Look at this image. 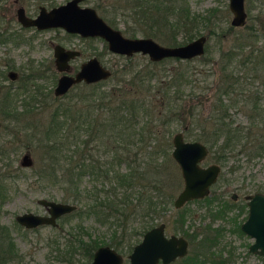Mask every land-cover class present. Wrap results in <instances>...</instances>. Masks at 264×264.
Returning a JSON list of instances; mask_svg holds the SVG:
<instances>
[{
    "label": "rangeland",
    "instance_id": "1",
    "mask_svg": "<svg viewBox=\"0 0 264 264\" xmlns=\"http://www.w3.org/2000/svg\"><path fill=\"white\" fill-rule=\"evenodd\" d=\"M65 1L54 0L53 5ZM97 2L98 4L102 3L98 11L107 20L113 16V12L109 10L112 4L124 6L127 14H122L123 11L118 8V14L119 12L120 14H117L113 26L120 28L125 35L131 36L132 30L136 29L133 36H151L162 44L171 45L166 39V33L160 31L156 33L155 27L150 26L146 18L141 19V17L135 16L138 21L133 22L132 14L128 11L130 8L127 7V1L84 0L82 5L96 7ZM180 2H186L193 12L204 14L210 9L217 10L219 15L217 20L221 27L215 26L216 30L219 32L222 30L220 28H226V33L210 35L208 34L209 29L202 23L199 33L208 34V39L201 55L190 58V60L167 57L160 61H152L147 54L140 52L132 56L113 53L100 37L81 38L76 35L68 38L62 29L38 31L33 28H20L15 13L17 4L25 5L28 12L33 15L38 11L40 4L50 6V1L1 0L0 26L4 27L8 24L11 27L9 30L12 32L8 40L0 42V184H5V189L2 191L3 197L0 198V226L6 227L9 239L14 243L16 249L15 254L11 255L12 258L6 264H89L90 262L80 250H64L69 248L68 241L75 242L79 237L85 241L96 238L103 241V244L114 241L122 242V247H120L121 245L119 247L126 256L131 244L128 243L129 236L131 242L136 241L139 237L137 234H129V232L139 231L141 228L137 219L129 221L127 228L122 230V225L118 221L112 218L102 220L91 213L61 217L57 220V226L46 224L32 229L25 228L15 218L17 214L27 211L46 213L45 207L37 202L40 197L77 205L72 200H65V190L62 189L61 184L36 178L37 172L34 170L42 167L40 165L42 161L39 158L35 142H32L30 147L27 145L30 140L26 135V126H28L26 123L30 121L34 123L35 120L45 121L51 114L54 105L66 103L70 98L76 100L80 94H86V90L90 89L83 83L77 84L64 96L54 100L46 99L43 94L38 93L39 90L49 93L60 75L53 63L51 40L52 42L74 43L81 48V55L73 61L74 70L78 68L80 62L91 56H97L101 63L111 70L107 79L96 84L97 94L102 90L110 89L114 91L112 99H116L118 97L116 89L124 86L130 88L128 92L131 95L139 97L143 104L140 108L145 111H138L139 121L136 126H140V128L145 126L144 135H146L145 143L147 144L140 143L139 146L144 147L141 148V152L137 153V156L141 158L143 153H146L155 144L158 149L156 151H160L158 161L161 160L166 175V191L174 198L182 188L183 178L180 169L171 156L173 135L178 131H183L186 139L203 140L199 136L203 131L211 128L212 120L208 116L211 114L214 104L219 101L218 96L223 94L220 93L222 54L235 43H240L244 39L241 37L244 29L254 26L264 30V0H245L247 27L233 25L232 29L228 28L232 17L228 0H176L177 4ZM153 32L156 34L152 35ZM258 34V40L252 42V46H260L264 49V32H258ZM250 39L251 37L248 38V40ZM176 41L180 44L184 42L183 29L177 32ZM252 46L247 45L243 52L249 53ZM257 52H254L251 61L243 68L239 67L237 58L233 59V63L236 64L235 73L242 77L245 76L249 82L251 81L247 85V91H243V94L240 93L241 83L237 87L235 85L236 88L229 95L223 94L222 96L224 102H231L227 119H231L233 125L245 126L251 123L256 125V129L263 130L264 120L261 122L256 118L250 120L251 114L255 112L254 109H251L255 101L258 102L259 108L264 114V68L258 67L254 63L260 55V52ZM7 61L11 68L19 74L15 80H11L7 76L6 72L9 69ZM11 85L12 87L9 89ZM249 90L254 91V94L248 93ZM6 92H8L7 98H4ZM246 97L253 98L252 102L248 101L247 103ZM6 102L8 103L5 104ZM114 102H117V99ZM79 104L81 102H78ZM30 108H32L31 111H26ZM8 110H12L13 118L20 113L21 119H5L4 114ZM98 112L101 114L100 110ZM147 129L156 134L155 141L149 140L151 133ZM81 138H86L84 131L81 132ZM91 140V145L94 146L99 138L95 140L93 134ZM245 141V138L233 141L237 144L224 159L223 165L221 164V179L211 189L212 194L218 193L225 199H231V193L236 192L237 198L234 202L237 205L245 203L244 196L246 194L258 189L264 191V144L262 149H259L258 146L256 147L259 141H255L252 143L255 144L254 146L251 144V147H247L245 151L240 150V144H244ZM246 144L248 145V143ZM26 151H29L33 158V163L29 166L20 164L21 156ZM94 152L95 150H93ZM10 158L13 159V162L6 166V162ZM156 159L152 155L154 163H157ZM214 160L215 154L210 152L203 165L217 162ZM121 170H125L123 163ZM80 183V187L89 186L93 183L92 177L87 173L82 177ZM184 208L186 221L183 229H188L190 232L196 229L199 232L211 222L205 212L203 202H190ZM236 211L235 207L232 212L237 214ZM246 212L240 214L237 218L238 221L244 220ZM176 214L177 212H164L162 218L157 221L164 220L167 215L170 219V223L167 224V232L180 233L181 219L178 217L175 220ZM229 215L231 216V213ZM212 224L213 226L218 224L224 226L219 233L212 232L215 236L212 240H217L212 249L217 254L230 258L223 264H264V255H258L248 250L252 239L244 232L241 233L235 223L229 220V217L217 218ZM194 247L196 250L198 249L197 245Z\"/></svg>",
    "mask_w": 264,
    "mask_h": 264
},
{
    "label": "trees",
    "instance_id": "2",
    "mask_svg": "<svg viewBox=\"0 0 264 264\" xmlns=\"http://www.w3.org/2000/svg\"><path fill=\"white\" fill-rule=\"evenodd\" d=\"M124 1L128 3L127 7L130 8L128 11L132 14L133 22L138 21L135 16H139L141 19L146 18L150 26L155 27L156 33L158 31L166 33L167 38H165L171 45L180 44L176 41V36L177 32L182 29L184 42L200 34L202 23L209 29L208 34L210 35L226 33V28H220L222 30L219 32L216 30L215 26L221 27L217 20V16H219L217 10L210 9L204 14L193 12L186 2L177 4L176 0ZM101 4L97 2L96 6L100 7ZM111 6L109 10L113 12V16L106 20L113 25L118 8L123 11L121 13L124 15L127 12L122 4H112ZM243 27H247V24L245 23ZM228 28L232 29L233 25L229 24ZM136 31V29L132 30L131 36ZM262 31L264 32L254 26L244 29L241 35L244 39L223 52L220 68L222 74L220 93L229 95L238 84L242 83L239 91L243 94V91H247V85L251 83L245 76L242 77L235 73L234 58L238 59L239 67L243 68L251 61L254 52L259 51L260 55L254 63L256 66L264 68V49L260 46H252V42L258 40V32ZM155 32L152 35H155ZM250 37L251 39L248 40ZM247 45L253 47L249 53L243 52ZM96 84H86L90 89L86 90V94H80L78 99L70 98L66 103L54 105L51 114L45 121L35 120L34 123H31L32 121L26 123L28 125L26 126V135L30 140L27 145L30 147L31 143L35 142L39 158L42 161L40 164L42 167L34 170L37 172L36 178L61 184L62 189L65 190V200L77 203V210L66 216L91 213L102 220L112 218L122 225V230L127 228L129 221L137 219L141 228L139 231L133 230L129 234H141L151 226V222L156 217L161 215V211L168 207L172 197L165 189L167 186L166 175L161 160L158 161L160 151H156L158 149L154 144L146 153H143L141 158L137 156V153L141 152V148L144 147L139 146L140 143L147 144L145 143L147 138L144 135L145 126H141V128L136 126L139 121L138 111L142 110L140 107L143 106L139 97L131 95L128 92L130 88L123 86V88L116 89L118 97L116 98L117 102H114L116 100L112 99L114 91L102 90L97 94ZM38 93L43 94L46 99L60 98L53 97L50 92H42V90H39ZM248 93L254 94V91L249 90ZM222 95L218 96L219 101L214 104L212 112L208 116L212 120L211 128L203 131L199 138L205 140L222 138L226 145L231 141H240L241 138H245L244 144L248 143V147H251L253 142L259 141L256 147L262 149L264 129L258 130L255 128L256 125L251 123L245 126L233 125L232 120L227 119L231 102H224ZM246 98L247 103L253 100L250 97ZM39 101L42 102V100ZM78 102L81 104L78 105ZM259 107L260 105L255 101L253 107L251 106L255 112L251 114L250 120L255 118L260 122L264 120L263 111ZM31 110L32 108L26 109V111ZM98 110L101 111V114H98ZM144 111L145 109L142 110V112ZM8 113V119H21L20 113L14 118L12 110H9ZM147 130L151 133L149 140L153 141L156 134L152 133L150 129ZM83 131L86 133V138H81ZM93 134L95 140L99 138L94 146L91 145ZM254 145L252 144V146ZM93 150H95L94 153ZM152 155L157 158V163L152 161ZM12 162L13 159L10 158L6 162V166ZM122 163L125 166L124 171L121 170ZM87 173L92 177L93 183L80 187V181ZM4 185L0 184V198L3 197ZM128 240V243L132 244L130 236ZM206 240L212 239L206 236ZM68 242L69 248L64 250H80L89 262L94 250L104 243L96 238L85 241L80 237L75 242ZM108 244L122 250L120 248L122 242L114 241ZM15 251L14 243L9 239L6 227L1 225L0 264H6Z\"/></svg>",
    "mask_w": 264,
    "mask_h": 264
},
{
    "label": "water",
    "instance_id": "3",
    "mask_svg": "<svg viewBox=\"0 0 264 264\" xmlns=\"http://www.w3.org/2000/svg\"><path fill=\"white\" fill-rule=\"evenodd\" d=\"M81 0H68L47 10L40 7L35 17L26 15L24 8L17 10V19L24 26L34 25L38 29L61 26L68 31L78 32L83 36H100L107 42L108 49L114 53L132 55L135 52L147 54L157 61L166 57L190 59L204 52L208 34L199 36L176 45H165L151 36H126L119 28L113 27L101 17L92 6H81ZM228 7L232 13L230 23L234 26H243L247 19L245 0H228ZM55 62L58 70H68V58L79 54L78 50L65 49L59 44L54 48ZM111 70L104 66L96 56L90 57L80 65L75 74L64 73L59 76L54 88L56 95L63 94L72 84L81 80L89 83L110 76ZM14 77V73H12ZM172 156L180 166L184 178V187L174 200L175 206L195 197H202L208 193L209 185L215 181L219 166L215 163L201 166L199 162L207 153L205 145L199 141L184 140L182 132L173 135ZM33 158L29 151L22 154L20 164L29 166ZM37 202L45 207L47 214L31 211L16 215L18 223L25 227H35L42 224H56V217L74 210L75 203L40 197ZM249 213L241 228L255 240L250 244L251 251L264 254V194L254 193L248 201ZM187 242L182 236L164 235V223L151 227L143 234L141 240L134 245L129 253L128 264H157L161 259L163 264L168 263L177 255L186 253ZM122 255L112 246L104 244L94 251L90 264H121Z\"/></svg>",
    "mask_w": 264,
    "mask_h": 264
},
{
    "label": "flooded vegetation",
    "instance_id": "4",
    "mask_svg": "<svg viewBox=\"0 0 264 264\" xmlns=\"http://www.w3.org/2000/svg\"><path fill=\"white\" fill-rule=\"evenodd\" d=\"M47 1H50V6H46V5H43V4H40L39 5V8H38V11L35 13V14H33V15H31L29 12H28V10H27V8H26V6L25 5H23V4H17V6H16V9H15V13H16V19H17V10H18V8H20V7H22V8H24V11H25V13H26V15H28V16H30V17H35L38 13H39V11H40V7L41 6H44L47 10H49L50 8H52V7H55V6H58V5H60V4H62V3H59V4H57V5H53V1L54 0H47ZM66 1H68V0H66ZM65 1V2H66ZM84 0H81V1H79V4L81 5V6H92V5H82V2H83ZM0 2H1V0H0ZM65 2H63V3H65ZM92 7H94V6H92ZM95 9H96V11L98 12V14L101 16V17H103V15H101L100 14V12L98 11V8L99 7H94ZM103 19H105L104 17H103ZM17 21L19 22V24H20V28H33V29H35V30H38V31H44V30H49V29H54V28H57V29H62L64 32H65V34L67 35L66 37H68V38H71V36H76V35H78L79 37H81V38H92V37H100V36H83V35H81L80 33H78V32H72V31H68V30H66L65 28H63V27H61V26H51V27H45V28H41V29H38L36 26H34V25H30V26H24V25H22L21 23H20V21L17 19ZM105 21L107 22V23H109L106 19H105ZM110 25H112L111 23H109ZM113 26V25H112ZM114 27V26H113ZM11 27H10V25H6V26H0V42H4V41H6V40H8V37H10L11 36V30H9ZM117 28V27H116ZM120 29V28H119ZM121 30V29H120ZM122 31V30H121ZM122 33L124 34V32L122 31ZM125 35V34H124ZM127 36V35H126ZM132 37H134V36H132ZM101 38V37H100ZM153 38V37H152ZM103 39V38H102ZM104 40V39H103ZM105 41V40H104ZM106 42V41H105ZM51 44H52V50H53V63H54V66H55V69L58 71V72H60V75H62V74H64V73H67V74H70V75H73V74H75L76 73V71L80 68V65L83 63V62H85L86 60H88L89 58H87L86 60H84V61H82V62H80V64L78 65V68H76L75 70L73 69V61H75V59L77 58V57H79L80 55H81V53H82V50H81V48H79V47H77L76 45H74V43H64V42H62V41H60V42H52V40H51ZM56 44H59V45H61L62 47H64L65 49H71V50H78L79 51V54L78 55H75L74 57H70V58H68V64H69V69L68 70H63V71H61V70H58L57 69V67H56V62H55V54H54V48H55V45ZM106 45H107V42H106ZM107 48H108V46H107ZM112 52V51H111ZM114 53V52H113ZM135 53H137V52H135ZM135 53H133V54H135ZM141 53V52H140ZM117 54H119V53H117ZM132 54V55H133ZM143 54V53H142ZM122 55H125V54H122ZM132 55H125V56H132ZM92 57V56H91ZM97 57V56H96ZM98 58V57H97ZM167 58V57H166ZM150 59V58H149ZM164 59V58H163ZM151 60V59H150ZM160 60H162V59H160ZM160 60H157V61H160ZM153 61V60H152ZM101 62V61H100ZM7 64H9V69L7 70V76L11 79V80H15V79H17L18 77H19V74H18V72L16 71V70H13L12 68H11V65H10V63L7 61ZM105 66V65H104ZM75 67H77V66H75ZM107 67V66H106ZM12 73H14L15 75H14V77H12L13 75H12ZM59 75V76H60ZM59 76L57 77V80H58V78H59ZM107 79V78H106ZM57 80H56V83H57ZM102 80H105V79H101V80H98V81H95V82H89V83H87V82H85V81H83V80H81V81H79V82H76V83H74V84H72V86L68 89V91L73 87V86H75V85H77V84H81V83H83L84 85H86V84H92V83H98V82H100V81H102ZM56 85V84H55ZM11 87H12V85L11 86H9V89H11ZM54 88H55V86H54ZM54 88L52 89V90H50V94L51 95H53V97H62V96H64L68 91H66L65 93H63V94H59V95H56L55 93H54ZM52 91V92H51ZM7 94H8V92H6L5 94H4V98H7ZM7 100V99H6ZM8 102H6L5 104H7ZM9 111V110H8ZM9 113L8 112H6V114H4V117H5V119H8L7 118V115H8ZM1 125V124H0ZM180 132H182V134H183V137H184V133H183V131H180ZM184 140H186V141H199V142H201V143H203L204 145H205V147H206V149H207V153H206V155L204 156V158L199 162V164L201 165V166H207V165H209V164H212V163H215V164H217L218 166H219V170H218V173H217V176H216V179H215V181L214 182H212L210 185H209V187H208V193L207 194H205L204 196H202V197H195V198H193V199H190V200H187V201H185L182 205H180V206H175V204H174V200H175V198H176V196L178 195V193L183 189V187H184V178H183V176H182V172H181V169H180V166H179V164L177 163V161L173 158V156H172V154H171V156H172V158L175 160V162L177 163V165H178V167H179V169H180V172H181V176H182V178H183V186H182V188L178 191V193L176 194V196L173 198V197H171V201L169 202V205H168V207L165 209V210H162L161 211V215L159 216V217H156L152 222H151V226L149 227V228H147L146 230H144L141 234H137V236H139L137 239H136V241H134V242H132V244H131V246H130V248H128V253H127V255L126 256H124V253L122 252V250H120V249H117V248H115V247H113V248H115L121 255H122V257H123V260H122V263L121 264H128V262H129V258H128V255H129V253L132 251V249H133V247H134V245L135 244H137L140 240H141V238H142V236H143V234L145 233V231H147L148 229H150L151 227H154V226H156V225H158L159 223H161V222H163L164 223V235L166 236V237H169V236H171V235H175V236H177V237H179V236H182L185 240H186V242H187V246H186V248H187V250H186V253L185 254H183V255H177L174 259H172V260H170L168 263H166V264H223V263H225V262H227V261H229L230 260V258L228 257V256H223L222 254H217L216 253V251L214 250V249H212V248H214V243L217 241V240H206V236H209L211 239L213 238H215V236L213 235V233H219V231L220 230H222L223 228H224V226L223 225H217V226H213V221L214 220H216L217 218H222V219H225V218H228L229 217V220H231L232 221V223H235V226H237L238 227V229L240 230V232L242 233V232H244L245 234H247L248 236H249V238H251L252 239V242L250 243V244H252L253 242H254V240H255V237H253L252 235H250L249 233H247V232H245V231H243L242 230V228H241V224H242V222L243 221H245L246 219H247V217H248V213H249V204H248V201H249V199H250V196L252 195V194H254V193H257V192H259V193H262V194H264V191H261V189H258V190H256V191H253V192H250V193H248V194H246L245 196H244V198H245V203L244 204H239V205H237L235 202H234V200L237 198V193L236 192H232L231 193V199H225L224 198V196H222V195H218V193L216 194V193H213L212 194V192H211V189H212V187H214L219 181H220V179H221V172H222V165H223V161H224V159L227 157V155H229V152L232 150V148L234 147V145L235 144H237V142H233V141H231L229 144H225L222 140H219V139H209V140H205V139H203V140H200V139H193V140H189V139H186L185 137H184ZM172 146H173V139H172ZM247 147H248V145L247 144H240V150H243V151H245V149H247ZM173 149V148H172ZM171 152H172V150H171ZM210 152H212V153H214L215 154V160L214 161H217V162H210V163H208V164H206V165H203V163L205 162V160L207 159V157L209 156V154H210ZM222 164V165H221ZM173 196V195H172ZM173 198V199H172ZM190 202H203L204 204H205V212L207 213V215H208V217L211 219V222L210 223H208L201 231H197L196 229L195 230H192L191 232L188 230V229H183V226H184V223H185V218H184V216H185V205L186 204H188V203H190ZM77 206V205H76ZM78 207V206H77ZM77 207L74 209V210H72V211H70V212H67V213H63V214H61V215H59V216H57L56 217V224L55 225H52V224H49V225H52V226H57L58 225V222H57V220L59 219V218H61V217H65L66 215H68L69 213H71V212H73V211H75L76 209H77ZM237 208V214L236 213H234V212H232L233 211V209L234 208ZM247 207V208H246ZM169 212V213H172V212H174V213H176L177 212V214H176V216H175V220H177V218L179 217L181 220H180V224H181V232L180 233H174V232H167V224H169L170 223V219H169V217L166 215V217L164 218V220H160V221H157V219H159V218H162V215H163V213L164 212ZM245 211H247L246 212V215H245V218H244V220H239L238 221V217L240 216V214L241 213H243V212H245ZM48 212L46 211V213H44V214H47ZM231 213V216L229 215ZM234 213V215H232ZM232 216H234V217H232ZM179 222V221H178ZM42 225H46V224H42ZM38 226H41V225H38ZM38 226H35V227H38ZM35 227H25V228H27V229H32V228H35ZM213 232V233H212ZM212 233V234H211ZM206 241H207V244H206ZM212 244V245H211ZM250 244H249V246H248V250L250 251V252H253V253H255V254H258V255H264V254H260V253H258V252H255V251H251L250 249H249V247H250ZM101 245H104V244H101ZM107 245H109V244H107ZM195 245H197V247H198V249L196 250L195 249ZM100 246V245H99ZM98 246V247H99ZM111 246V245H110ZM95 251V250H94ZM93 254H94V252H93ZM92 258H93V256H92ZM92 258H91V260H90V263H91V261H92ZM229 259V260H228ZM89 263V264H90ZM157 264H163L162 263V261H161V259H159L158 260V262H157Z\"/></svg>",
    "mask_w": 264,
    "mask_h": 264
}]
</instances>
